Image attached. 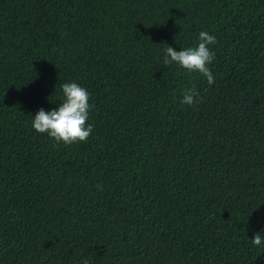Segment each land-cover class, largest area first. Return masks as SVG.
<instances>
[{
	"label": "trees",
	"instance_id": "trees-1",
	"mask_svg": "<svg viewBox=\"0 0 264 264\" xmlns=\"http://www.w3.org/2000/svg\"><path fill=\"white\" fill-rule=\"evenodd\" d=\"M201 31L212 85L163 65ZM71 82L94 130L65 145L32 120ZM257 233L264 0H0V264H264Z\"/></svg>",
	"mask_w": 264,
	"mask_h": 264
},
{
	"label": "clouds",
	"instance_id": "clouds-1",
	"mask_svg": "<svg viewBox=\"0 0 264 264\" xmlns=\"http://www.w3.org/2000/svg\"><path fill=\"white\" fill-rule=\"evenodd\" d=\"M217 38L207 31L199 33L198 42L192 47L177 51L172 46L164 50L163 65L169 66L173 63L187 70L189 73H200L206 77L209 85L215 82V77L209 65L215 58V53L209 47L215 45ZM63 99L57 108L46 111L43 108L33 116L32 127L41 134H47L56 143L72 145L77 142H86L93 126L89 120V111L92 105L89 103L90 93L86 88L75 82L61 85ZM199 96L195 86L186 88L183 92L181 103L193 106L198 103ZM264 241L260 233L254 235L252 243L260 246ZM84 264H88L85 260Z\"/></svg>",
	"mask_w": 264,
	"mask_h": 264
}]
</instances>
